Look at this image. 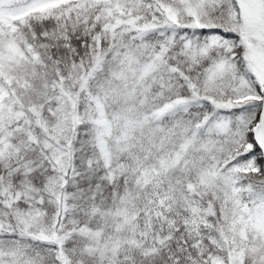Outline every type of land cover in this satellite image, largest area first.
I'll list each match as a JSON object with an SVG mask.
<instances>
[{
  "label": "snow or ice",
  "instance_id": "obj_1",
  "mask_svg": "<svg viewBox=\"0 0 264 264\" xmlns=\"http://www.w3.org/2000/svg\"><path fill=\"white\" fill-rule=\"evenodd\" d=\"M0 264H264V0H0Z\"/></svg>",
  "mask_w": 264,
  "mask_h": 264
}]
</instances>
